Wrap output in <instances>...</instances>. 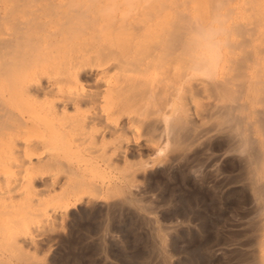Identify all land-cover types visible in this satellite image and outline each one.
I'll use <instances>...</instances> for the list:
<instances>
[{"label":"bare ground","instance_id":"bare-ground-1","mask_svg":"<svg viewBox=\"0 0 264 264\" xmlns=\"http://www.w3.org/2000/svg\"><path fill=\"white\" fill-rule=\"evenodd\" d=\"M211 2L201 9L188 0H4L1 18L10 30L0 41V155H9L0 171L9 176L0 175L3 185L5 176H13L14 153H32L23 146L31 139L27 132L50 143L46 151L54 146L41 134L60 141L65 160L58 153L47 164L62 168L58 200L67 211L98 194L96 176L104 169L119 164L124 184H134L140 170L184 160L195 145L223 137L242 156L258 228L264 229V10L234 11L225 0ZM217 13L228 19L224 64L209 80L190 72L184 38L193 21L208 26ZM14 133L23 141H9ZM138 151L153 157L136 167L128 158ZM26 158H34L27 160L35 168L42 161L33 154L17 162L26 167L17 169L21 178L15 183L30 192ZM13 187L5 184L0 195L11 196ZM30 206L11 219L12 244L32 241L26 234L34 217Z\"/></svg>","mask_w":264,"mask_h":264},{"label":"rangeland","instance_id":"rangeland-1","mask_svg":"<svg viewBox=\"0 0 264 264\" xmlns=\"http://www.w3.org/2000/svg\"><path fill=\"white\" fill-rule=\"evenodd\" d=\"M188 1L191 5H194V2L198 3L200 7L195 5L196 8H201L203 5L204 9L206 6V8L212 6L211 0ZM3 3L4 0H0V41L10 30L9 25L3 23L1 18ZM224 5L225 8L228 6V9L234 7V11H241L245 7L255 11H261V8L264 10L262 6L264 0H225ZM235 36L237 35L234 34L233 39L236 38ZM2 85L4 86V81L0 78V86ZM83 87H86L85 83ZM24 133L21 132L22 135ZM46 134L43 133L41 136L43 135L45 140H50L52 147L54 146L51 147L52 150L50 147L48 149L51 150L50 157L49 153L47 154L48 150L46 151L50 143H43L42 138L36 139L33 132L30 135L27 132L28 137L31 136V141L26 138L24 140L29 141V144L34 143L39 150L36 151L34 144L26 145V142H22L24 148L26 146L28 150L30 147L29 153H32L28 154L25 149L19 151L28 154L24 156L37 155V159L42 156L40 158L42 163L36 168L29 165V161H33L36 157L26 158L29 161L25 162L32 170L30 175L32 185L30 184L31 187L28 188L30 192H27L23 184L20 186L15 183L21 178L20 176L18 179L20 173L17 169L26 167L24 164L18 167L17 162H22L19 158H24L21 154L20 157L17 152L13 155L16 162L12 168L14 172L11 179L7 180L9 178L6 176L3 178L7 188L12 189L14 184V187L16 184L20 187L16 186V189L13 187L15 193L12 191L11 196L0 195L3 199L0 203L4 202L0 204V264H264L262 259L264 229L258 228L260 219L258 207L246 184L247 169L239 158L242 156L237 154L238 152H233L229 142L223 137H215L206 143L195 145L196 147L190 149L184 160H178L167 166L160 162L154 164L153 168L140 170L141 175L139 174L134 184L126 182L124 184L123 171L119 164V167L104 169L96 176L97 184L100 185L98 194L67 211L60 203L63 198L61 191L63 185L58 183L64 176L62 168L54 163L52 167L57 166L55 169H50L51 166L47 164L50 158L55 160L54 155L59 153L57 158L63 154L60 149L61 144L60 141ZM11 135L7 136L9 141L17 143L23 139L22 135V137L15 133ZM15 135L17 136L14 137ZM27 135L25 133L24 137ZM39 153L42 155H38ZM148 154L150 153L138 151L134 157L128 159L138 167L147 157H153ZM2 157L4 161L0 171L6 166L9 155H0V160ZM58 160L64 161L65 156L61 155ZM2 173L0 172V175H3ZM4 185L1 179L0 190H5ZM59 194L62 197H59L60 201ZM25 204H28V207L31 204L37 206H30L31 211L33 207L34 217L32 216L26 228V234L28 237L32 236V241L28 244L21 241L12 244L9 241L11 240L9 234L16 229L9 228L12 227L11 219L20 218L23 215L21 212L29 211ZM2 231L4 234L1 233ZM28 258L30 259L27 261Z\"/></svg>","mask_w":264,"mask_h":264},{"label":"clouds","instance_id":"clouds-1","mask_svg":"<svg viewBox=\"0 0 264 264\" xmlns=\"http://www.w3.org/2000/svg\"><path fill=\"white\" fill-rule=\"evenodd\" d=\"M228 19L217 13L212 23L203 26L193 21L185 33V55L190 72L205 79H214L223 70Z\"/></svg>","mask_w":264,"mask_h":264}]
</instances>
